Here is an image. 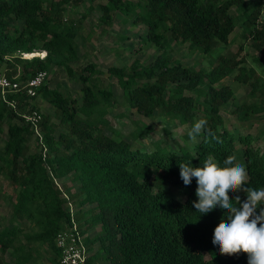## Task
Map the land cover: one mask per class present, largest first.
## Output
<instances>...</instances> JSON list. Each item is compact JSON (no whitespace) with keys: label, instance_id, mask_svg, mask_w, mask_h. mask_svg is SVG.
Instances as JSON below:
<instances>
[{"label":"trees","instance_id":"1","mask_svg":"<svg viewBox=\"0 0 264 264\" xmlns=\"http://www.w3.org/2000/svg\"><path fill=\"white\" fill-rule=\"evenodd\" d=\"M83 2L0 0V71L24 79L40 70L48 72L52 66L64 67L70 77L77 73L82 95L79 104L67 90L50 87L47 81L35 96L11 94L14 106L0 96V131L7 123V136L0 144V176L5 175L15 189L12 220L28 221L33 229L17 246L13 242L20 226L12 222L0 229V254L12 247L9 258L0 255V264L37 263L41 256L34 258L32 244H45L49 251L46 259L61 264L56 235L73 222L81 233L100 223L96 235L84 240L87 249L88 243H98V248L91 250L83 264H248L246 253L224 255L213 243L216 226L222 219L228 222V214L219 205L207 214L195 209L197 181L193 177L190 185L184 184L180 163L199 167L212 155L224 166L227 156L235 155L240 147L248 172L245 186L264 187V152L251 134L224 125L221 107L235 96L231 86H218L226 76L250 86L248 95L256 101L236 107L245 118L249 112L264 113V81L243 65L244 58L219 56L215 66L198 69L184 66L169 53L172 41L187 43L191 52L213 53L230 42L237 25L243 39H250L252 46L264 53V21L258 20L262 0H106L100 5L102 21L110 22L116 11L132 16L133 22L145 25L146 41L162 49L148 65L134 64L129 71L108 68L127 106L144 117L159 115L191 126L199 111V119L208 122L192 147L173 149L155 142L150 151L134 148L119 134L104 133L113 91L91 81L96 72L93 63L81 68L70 65L79 58L75 39L82 19L66 23L64 13L67 5ZM16 21L21 23L14 26ZM37 49L46 52L43 58L19 56ZM186 91L194 92L196 98ZM38 96L53 107L57 122L40 113V137L35 136L40 149L31 152L34 130L23 115L37 110L33 101ZM57 127L62 131L55 136ZM148 130L150 127L142 124L133 134L139 137ZM209 130L220 142L208 136ZM66 175L78 186L65 198L54 179ZM167 181L182 191L183 199L165 188ZM236 195L247 198L243 191L229 193L233 201ZM69 200L80 206L95 205L96 210L70 213L64 208ZM88 214L90 218L85 217Z\"/></svg>","mask_w":264,"mask_h":264},{"label":"rangeland","instance_id":"2","mask_svg":"<svg viewBox=\"0 0 264 264\" xmlns=\"http://www.w3.org/2000/svg\"><path fill=\"white\" fill-rule=\"evenodd\" d=\"M106 0H84L79 6L67 5L64 13L65 22H78L82 19L76 36V43L78 46L79 58L70 63L72 68L84 67L89 63L95 65V73L91 74L90 79L99 84L103 89L111 88L113 91V101L110 99V104L107 107L105 120L107 126L104 127V133L107 135L119 134L126 141L131 143L134 148L142 150H152L155 142L164 147H172L178 149L179 146L192 147L198 137L192 140L188 136V131L191 129L189 124H181L177 120L166 121L162 116L155 115L153 118L144 117L135 112V109L129 108L122 96V90L119 87L116 78L108 73V68L111 66L124 67L127 71L131 69L134 64L148 65L152 63L155 58L162 53V49L158 46L146 41V27L141 23L133 22L132 16L124 15L118 11L112 12L110 22H104L101 19L100 5L104 4ZM250 2H257V0H248ZM235 14L234 8L231 10ZM21 21L13 22L17 26ZM230 42L226 45L218 46L213 53L204 54L200 52H191L188 49V44H181L179 42H171L170 55L173 59L179 60L184 66L194 68L210 69L218 63V57H232L234 59L244 58L243 65L251 68L256 76H259L264 81V53L256 50L250 39H243L241 35V27L237 25L229 36ZM242 44V49L239 46ZM37 49L36 52H41ZM49 79L48 85L50 87L59 86L67 90L77 102H82L81 83L77 81V73L70 77L66 74L64 67L52 66L48 70ZM84 75L89 74V71H84ZM250 74V71H247ZM229 85L234 90L235 99H231L228 104L221 107V115L223 117L224 125L234 131L242 133H249L254 137V144L264 152V113L249 112L245 118L239 116L237 105H250L255 102V98H250L248 92L250 86L233 79L232 76L224 77L219 83ZM196 98L194 92H188ZM199 102L201 98H197ZM38 111L42 115L48 114L51 116V121L57 122L53 116V107L42 97L38 96L34 101ZM197 119L201 117V113L197 111ZM195 120V121H196ZM148 125V130L143 135L136 137L133 132L137 131L138 126ZM146 129L145 127H142ZM7 123H3L0 131V144L6 138ZM62 131L61 127H57L55 136ZM31 152L39 150L36 144L35 135H32L29 142ZM236 162L243 165L241 148L235 151ZM57 186L63 193V197L68 194L76 192L78 183L74 182L71 175H66L54 179ZM165 188L172 192L176 197L183 199V193L170 182H165ZM66 198V197H65ZM15 200V189L13 184L5 175L0 176V229L4 226H10L13 222L18 224L21 228L20 233L14 238V245H19L24 241V234L31 232L33 229L31 223L25 220H12V210ZM70 201V200H69ZM71 202V203H70ZM66 202L64 208L68 209L70 213L76 210L92 209L96 210L95 205L85 204L78 205L72 201ZM85 217L90 218L91 215ZM100 223L96 222L91 228L84 233L85 238H92L99 231ZM91 250L98 248V243H88ZM32 255L37 258L41 256L35 264H51L46 257L49 254L48 248L45 244H32L30 246ZM26 249V248H25ZM12 252V247L7 249L3 255L4 258H9ZM242 253V252H241ZM38 256V257H39ZM12 264V263H10ZM101 264V263H97Z\"/></svg>","mask_w":264,"mask_h":264},{"label":"clouds","instance_id":"3","mask_svg":"<svg viewBox=\"0 0 264 264\" xmlns=\"http://www.w3.org/2000/svg\"><path fill=\"white\" fill-rule=\"evenodd\" d=\"M207 123L203 118L196 120L188 136L195 140L205 132ZM208 136L220 142L210 130ZM236 159L234 154L228 155L224 166L212 155L199 167L180 163V176L186 186L196 178L198 200L194 201V207L200 214L211 212L217 205L227 212L228 222L222 219L214 230L213 243L219 246L220 253L238 255L243 252L248 255V264H264V187H246L248 172ZM240 191L246 193L245 200L239 195L234 201L230 199L229 193Z\"/></svg>","mask_w":264,"mask_h":264},{"label":"built area","instance_id":"4","mask_svg":"<svg viewBox=\"0 0 264 264\" xmlns=\"http://www.w3.org/2000/svg\"><path fill=\"white\" fill-rule=\"evenodd\" d=\"M258 20L264 21V0L259 6ZM45 54L44 50L41 52L34 50L33 52H20L19 56L30 59L35 56L43 58ZM48 79L49 73L45 70H40L24 79H21L19 74L8 76L4 71H0V96L8 105L14 106L16 101L9 99L11 94L25 92L28 96H35L37 88L47 82ZM23 117L32 125L34 135L40 137V130L37 126L40 111L32 110L30 113L24 114ZM55 245L60 250L61 264H83L89 255L84 235L78 230L74 222L70 228L62 229L57 233Z\"/></svg>","mask_w":264,"mask_h":264}]
</instances>
